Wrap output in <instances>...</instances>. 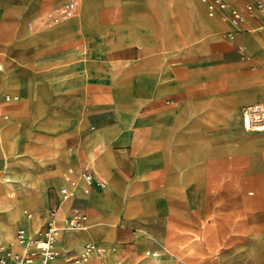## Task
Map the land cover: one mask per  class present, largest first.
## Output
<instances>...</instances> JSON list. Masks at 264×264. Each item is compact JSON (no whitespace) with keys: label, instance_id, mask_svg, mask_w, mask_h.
I'll return each mask as SVG.
<instances>
[{"label":"rangeland","instance_id":"rangeland-1","mask_svg":"<svg viewBox=\"0 0 264 264\" xmlns=\"http://www.w3.org/2000/svg\"><path fill=\"white\" fill-rule=\"evenodd\" d=\"M69 1L74 12L51 20ZM189 1L200 8L203 23L195 18ZM223 1V14L209 17L207 4L200 0H0V175L9 180L14 173L22 176L18 184L34 201L21 215L23 220L32 218V227L16 223V246L2 243L4 252L21 254L25 249L16 238L18 229L30 239L40 238L54 208L62 228L63 219L82 210L87 219L81 228L61 229L55 243L57 259L73 264L83 246L65 253L63 248L89 241L93 251L88 264H106L123 226L130 235L137 227L120 224L111 240L104 239L111 242L106 245L100 240L108 236L107 230L94 225L95 209L88 208L89 217L86 202L74 200L77 192L92 205L106 206L113 190L118 207L141 196L128 184L108 181L107 173L144 181V193L156 208L157 220L143 228L142 238L152 241L154 236L163 247H140L145 249L139 264H148L147 250L162 253L159 264H264V132L244 135L238 122L242 110L264 99V43L253 37L264 35V14L255 11L256 19L244 17V22L234 24L232 11L243 14L245 4L253 0ZM217 66L224 68L219 83L214 82L221 72ZM57 69L64 71L56 73ZM75 72L77 77L64 80ZM158 76L168 77L167 94L159 92ZM78 83L82 86L77 90L59 92L63 85ZM163 96L165 106L176 109L172 135L167 133L161 146L163 135L153 115L157 98ZM115 125L109 145L93 148L95 153L86 145L98 131ZM225 149L230 153L222 154ZM78 153L82 161L76 160ZM191 156V161L185 160ZM181 162L196 176L184 189L183 176L177 186L169 178L188 173ZM136 173L145 176L135 179ZM59 186L71 198L57 210ZM42 193L47 194L46 205L35 212ZM7 206L10 203L4 202L3 211ZM119 214L113 212L109 221L116 222ZM85 230L90 235L80 244L64 242L67 235ZM122 239L119 260L124 262L135 254L136 241ZM249 247L260 252L248 257ZM97 248L102 254L95 260Z\"/></svg>","mask_w":264,"mask_h":264},{"label":"crops","instance_id":"crops-1","mask_svg":"<svg viewBox=\"0 0 264 264\" xmlns=\"http://www.w3.org/2000/svg\"><path fill=\"white\" fill-rule=\"evenodd\" d=\"M61 1H63V0H61ZM201 1V0H200ZM238 1H240V0H235L234 2H233V4H236ZM71 1H69V3H70ZM197 2V1H196ZM198 3V2H197ZM201 3H203L202 1H201ZM67 4V3H66ZM203 4H205V3H203ZM24 9V11L26 12V11H28L26 8H23ZM161 11V10H160ZM162 12V11H161ZM216 14L217 15H221L222 13L221 12H219V11H217L216 12ZM251 20H254V19H256V17H254V18H250ZM217 30H219V29H217ZM16 32H17V34L19 33L18 32V30L16 29ZM78 33V32H77ZM253 37H254V39H256L257 41H258V43L259 44H261V45H263V43H264V35L263 34H261V33H256V34H254L253 35ZM117 44L119 45V46H124L123 44V42L121 41V40H119L118 39V41H117ZM150 46V45H149ZM72 55V54H71ZM76 57V56H75ZM188 60H192V59H189V58H187ZM184 62H187V60L185 59V60H183ZM77 62V61H76ZM77 64V63H76ZM76 64H74V65H76ZM78 64H80V65H82L81 64V61H78ZM86 66H88V63L86 64ZM71 67V66H70ZM218 68H220L221 69V72H219L217 75H216V78L214 79V82H221V80H223V78H224V74L222 73L223 72V70H224V68L223 67H221V66H217V67H215V69H218ZM69 69V68H68ZM68 69H66V70H68ZM71 70V69H70ZM62 71H64V70H58L57 69V71H56V73H60V72H62ZM71 72H73V71H71ZM8 75L10 76V77H12V74H9L8 73ZM78 76V74L75 72V74H73V76L72 77H70V78H67V79H64L65 81H67V80H70V79H72V78H74V77H77ZM142 78H144V79H147V77H142ZM167 78L168 77H166V78H164V79H162L157 85V87H158V89H159V92H165L164 91V88H165V82H166V80H167ZM150 80V79H149ZM65 81H63V80H61V81H59V80H57V82L58 83H64ZM217 83V85L216 86H218L219 84ZM81 86H82V84L81 83H78V84H73V85H63L62 87H60V89H59V92H61L62 94H66V93H68V92H70V91H72V90H77V89H79V88H81ZM159 92H157V93H159ZM166 93V92H165ZM167 94V93H166ZM168 96H169V94H168ZM143 99V98H142ZM264 99H262V100H258L257 102H259V101H263ZM146 106V105H145ZM175 106V105H174ZM175 109H176V107H175ZM147 112V111H146ZM146 112H143V110L141 111V113L143 114V113H146ZM14 126V125H13ZM15 127V126H14ZM17 128V127H16ZM99 133H98V135H96L97 137H98V141H95V139H96V136H91L90 138H88L87 139V142H86V145H89V146H91V148H92V151H93V148H95V147H99V146H103V147H106L107 145H109L112 141V139H111V135L112 134H114L115 132H116V125L114 126V127H111V128H107V129H103V131H98ZM89 137V136H88ZM124 140V139H123ZM123 140H121V141H123ZM82 142V141H81ZM81 144V143H80ZM79 144V145H80ZM81 146V145H80ZM225 151V152H224ZM224 151H222V154H228V153H230L229 152V150L228 149H225ZM94 152V151H93ZM95 153V152H94ZM80 154V159H76V160H78V161H82V156H81V153H78V154H76V155H79ZM97 156V155H96ZM87 159V158H86ZM76 160H74V161H76ZM88 160V159H87ZM185 160H189V161H191L192 160V156L190 157V158H187V159H185ZM185 160H183V161H185ZM184 170H186V172H188L187 174H185V173H173V175H171V176H169V178H170V182L171 183H173L174 185H176L177 186V184L176 183H179L180 184V177L182 178V176L185 178V180H184V178H183V180H182V184H183V187H182V189H184L185 187H187L188 188V186H189V184L192 182V180L194 179V178H196V176L192 173V172H190L189 170H191V166H189V167H186V168H184ZM183 170V171H184ZM97 171H99V170H97ZM192 171V170H191ZM123 174H125L124 172H123ZM126 175V174H125ZM127 176V175H126ZM144 174H141V175H138L137 173H136V176H135V179H140V178H144ZM105 177H106V179L108 180V181H113V182H118L119 184H124V186H125V184H128V185H126V186H128L127 188H135L136 190H138L139 192H140V194H141V196H140V198L136 201V200H131L130 199V203L131 204H129L128 206H123V207H118L117 206V204L114 202V198H115V192L112 190V191H110L109 192V196H108V200H109V202H108V205H106V206H104V205H102L101 203H96V204H94V205H92V204H90V202H89V200H88V198L87 197H85L84 195H82V193L79 191V192H77V199H74V200H79V201H83V202H86V209H87V211H88V213H89V217H90V215H91V212H90V210L88 209V208H93V209H95L96 210V214H97V219H96V221L94 222V225H98V226H103V227H105L104 229L105 230H107V232H108V236H103V237H101V240L100 241H102L103 243H105L106 245H108V246H111V242H110V240H111V236L113 235V233L115 234V230H116V228L118 227V226H120V224H128V225H133V226H136L137 227V232L134 234V235H130V234H128V233H126L125 232V226H123V228L121 229V238L119 239V241L117 240V241H115L114 242V245H115V247L117 248L116 250H115V252H114V255H112L111 257H107L106 258V260H105V263L106 264H139L140 262H141V260H142V253H141V250L142 249H145V248H141L140 249V247H143L144 245H151V246H153V247H156V248H158V249H161V247H163L162 245H160L155 239H154V236H152V241H151V239H147V240H145L144 238H142L144 235H145V232L143 231V228H145V227H147V226H149L151 223H154V221H156L157 220V212H156V208H152L151 206H150V204H151V200L150 199H148V196H146V194L144 193V190H145V188H144V181H141V180H131V179H129V180H126L125 178H123V177H121V176H119V177H116V178H112L110 175H108L107 173H106V175H105ZM128 177V176H127ZM76 178V177H75ZM130 178V177H129ZM77 179V178H76ZM79 182L80 183H82L80 180H79ZM160 182V181H159ZM50 184H55V186H58L55 182H52V183H50ZM188 185V186H187ZM7 187V188H6ZM48 187V186H47ZM59 188L61 189V188H63V187H61V186H59ZM177 188V187H176ZM10 188H9V186L7 185V186H1L0 187V215L3 213V207H4V200L3 199H5V194H8L5 190H9ZM46 190H47V188H46ZM173 190H174V188H173ZM177 190H180V187L179 188H177ZM176 189L174 190V192L175 191H177ZM188 190H190V189H188ZM188 190H187V192H188ZM102 193H104L103 191L100 193L101 194V197L103 196L102 195ZM47 195V194H46ZM58 198H59V194H57V201H58ZM60 198H61V196H60ZM71 198V197H70ZM72 202H73V200H72ZM60 204H61V202H60ZM59 204V205H60ZM46 205V202H45V204L43 205V206H45ZM71 205H72V203H71ZM43 206H41V207H43ZM40 207V208H41ZM72 207V206H71ZM39 208V209H40ZM59 208V207H58ZM39 209L37 210V211H39ZM155 210V212H154V210ZM37 211H35V212H37ZM80 211H82V210H80ZM117 211H119V216L118 217H116V222H110L109 221V218L111 217V216H113V212H117ZM85 215H86V212L85 211H82ZM172 212H175V211H173L172 210ZM30 215H32L31 213H29ZM131 214V215H130ZM149 214H151V215H149ZM155 216H154V215ZM69 216H71V215H69ZM36 217H37V219L39 220L40 219V212L38 213V215H36ZM88 217V218H89ZM0 219H1V217H0ZM86 219H87V215H86ZM30 221H32V218L31 219H29ZM63 220H65V219H63ZM62 226H63V224H62ZM63 228H64V226H63ZM66 228V227H65ZM19 230V229H18ZM17 232V231H16ZM140 232V233H139ZM122 235H123V237H126L127 239H125V240H128L127 242H129V243H131V242H135L136 241V246H135V251H134V255H130L124 262H122V261H120L119 260V254H121V251L123 250L122 249V247H123V245H124V243H122L123 242V240L124 239H122L123 237H122ZM105 238H109L110 240L107 242L106 240H104ZM140 239H141V241H140ZM89 241H86V242H84L83 244H81V245H77V246H75V247H72V248H63V250H64V253L65 252H67V251H69V250H71V249H74V248H77L78 249V251L80 250V248L85 244V243H88ZM55 248H56V246H55ZM152 249V248H151ZM65 258V257H64ZM66 261H67V259L65 258V263L64 264H66Z\"/></svg>","mask_w":264,"mask_h":264},{"label":"bare ground","instance_id":"bare-ground-1","mask_svg":"<svg viewBox=\"0 0 264 264\" xmlns=\"http://www.w3.org/2000/svg\"><path fill=\"white\" fill-rule=\"evenodd\" d=\"M189 7L192 10V13L194 14L195 18L203 23L202 19H201V11L200 8L198 6H196L195 4L191 3V1H189ZM1 9V8H0ZM221 12L223 14V9H215L214 12L212 14H209L208 11V6H207V15L209 17H212L215 12ZM248 21H251L250 19H248ZM219 22V21H218ZM206 25V24H205ZM210 25V24H209ZM185 34V33H184ZM186 36V35H185ZM193 36V33L192 35ZM190 36V37H191ZM193 38V37H192ZM196 41V38H195ZM203 41V40H202ZM193 43V42H191ZM206 43V42H205ZM197 44V43H196ZM203 46V45H202ZM189 47V46H188ZM192 47V46H191ZM200 47V46H198ZM167 50L172 49V47H166ZM190 49V48H189ZM199 49V48H198ZM195 50V49H194ZM86 52H90L91 50H89L88 48L85 49ZM198 51V50H197ZM184 52V51H183ZM182 52V53H183ZM189 52V50H188ZM168 53V52H167ZM166 53V54H167ZM172 53V52H171ZM176 53V52H175ZM178 53V52H177ZM191 53V52H190ZM195 53V52H194ZM165 54V53H163ZM165 54V55H166ZM170 54V52H169ZM189 54V53H188ZM172 55V54H171ZM182 55V54H179ZM185 55V54H183ZM162 56V55H161ZM167 56V55H166ZM169 56V55H168ZM156 58V57H155ZM164 64V63H163ZM162 64V65H163ZM168 66L166 65V68ZM162 68V67H161ZM159 71V70H158ZM161 72V71H160ZM159 77V76H158ZM161 77V76H160ZM159 77V78H160ZM163 77V76H162ZM161 79V78H160ZM162 80V79H161ZM158 82V81H157ZM162 93V92H161ZM158 95V94H157ZM16 99V98H15ZM158 102V109L156 110L155 114L153 115V117L155 118V121L157 122V130L158 132L163 135V137L161 138V146H163V138L165 137V135L168 136L172 135V121L173 118L175 116V107L176 106H165V102L167 101L166 98L160 97L157 98L156 100ZM144 105V104H142ZM230 109V108H229ZM243 111V110H242ZM178 112V111H177ZM231 113V112H230ZM262 116L264 118V113H262ZM239 126L241 128V130L243 131V134L246 135L248 134L250 131H257V132H264V126L259 125L258 127L254 128V129H249L246 124L244 123V119H243V115L239 116ZM235 124V123H234ZM3 126L2 121H0V135L1 134V127ZM167 130V131H166ZM1 139V138H0ZM164 141V140H163ZM158 152V151H157ZM180 167L182 170H184V168L187 166L184 162L179 163ZM190 171V170H189ZM193 173V172H192ZM8 176V175H7ZM6 176V177H7ZM22 176H19L18 174H13L12 176H10V180L5 178L4 174L0 175V185L1 184H8L9 186V190H5L8 194H5V199L4 202L10 203V207L7 206V209H5V211H3V217L0 220V244L2 243H10L11 245L16 246V239H15V235H14V231H15V224L20 222V224L22 226H24L25 228H27L29 230V228L32 227V222L28 221V219L23 220L21 218V215L23 213L27 214V209L31 208L33 206V199L27 194V192L25 191V189H23L21 186H19V181L20 178ZM5 179V180H4ZM23 186H27L28 183L23 181L22 182ZM1 186H6V185H1ZM7 188V187H6ZM64 188V187H63ZM65 189V188H64ZM245 191V190H244ZM242 192V191H241ZM260 192V191H259ZM68 193V192H67ZM240 193V192H239ZM245 193V192H244ZM247 195V193H246ZM244 196V195H243ZM71 195L68 193L65 197L61 196L60 198V202L67 200L68 198H70ZM45 200H46V195L45 193H42L41 195V200H40V204H38L36 207H33L35 209L33 210H38L41 206H43L45 204ZM38 202V201H37ZM37 204V203H36ZM62 205V204H60ZM59 205V206H60ZM61 207V206H60ZM60 210V209H59ZM66 211V208H63V210L61 211V214H64ZM75 212V211H74ZM74 212L72 213V215L74 214ZM37 219V218H36ZM224 221V220H223ZM222 221V222H223ZM225 222V221H224ZM84 224L75 227V228H69V229H77V228H81ZM226 228V227H225ZM224 228V229H225ZM238 229V228H237ZM91 229V232L94 233V230ZM225 231V230H224ZM241 231V230H240ZM250 232V231H249ZM37 233V232H36ZM226 233V232H225ZM224 233V234H225ZM89 234L90 235V230H85V231H81V232H75V233H71L70 235H67L66 237H64V242L65 243H70V244H80L83 240V237L85 235ZM248 234V233H247ZM250 234V233H249ZM248 234V236H250ZM39 235V234H38ZM222 235V234H221ZM30 237V236H28ZM58 238V237H57ZM229 238V237H228ZM253 239V238H252ZM18 240V239H17ZM248 240V239H247ZM19 241V240H18ZM57 241V240H56ZM55 241V243H56ZM250 241V240H249ZM253 241V240H252ZM20 244L24 245L25 247V242H20ZM55 243H54V248H55ZM251 242H249L250 244ZM260 243V242H259ZM86 244V243H85ZM92 244V243H91ZM253 244V243H252ZM263 245V244H261ZM256 246V245H255ZM258 247V245L256 246ZM1 249L3 247H0ZM55 250L57 251V249L55 248ZM92 251H93V244H92ZM91 251V252H92ZM258 249L254 248V247H249L248 251L246 252V255L248 257H253L254 256V252H257ZM262 251V250H261ZM145 255H146V262L148 264H159L162 260H163V255L162 253H160L158 250H147L145 251ZM260 251H258L259 253ZM102 254V249L97 248L95 252H93L94 258L95 260H98L100 258ZM91 255V253H90ZM90 255H89V259H90ZM57 257H59V255L57 256H52L49 257L47 259H45L44 264H62L61 260H58ZM89 259L87 260L86 264L89 263ZM37 263V262H36Z\"/></svg>","mask_w":264,"mask_h":264},{"label":"built area","instance_id":"built-area-1","mask_svg":"<svg viewBox=\"0 0 264 264\" xmlns=\"http://www.w3.org/2000/svg\"><path fill=\"white\" fill-rule=\"evenodd\" d=\"M203 3L207 4L209 14H212L215 9H224L225 3L223 0H201ZM260 12L264 14V0H253V2H248L243 7V14L232 11L231 20L232 23L237 24L244 22V17L254 18V12ZM74 12V3L70 2L58 8L54 11V15L50 18L51 20L60 19L62 17H68ZM48 20H43L42 24H46ZM264 113V100L255 103L254 105L248 106L243 110V119L246 126L251 130L259 125L264 126V118L262 116ZM90 181L91 176H86ZM67 191L64 188L60 189V194L58 198L57 210L60 204V196L65 197ZM56 210L55 208L51 212V217L46 223L45 227L41 232V237L34 240L30 239L24 229H19L16 232V238L20 242H25V249L21 254L10 253L8 251L4 252V249H0V264H44L45 259L57 256L59 253L54 248V243L59 236L61 226H59L55 221ZM86 221V215L82 212H76L73 215L67 217L63 221V226L66 228H75ZM92 251V246L89 244L83 245V250L78 259L73 261V264H86L89 259V255ZM37 262V263H36Z\"/></svg>","mask_w":264,"mask_h":264}]
</instances>
